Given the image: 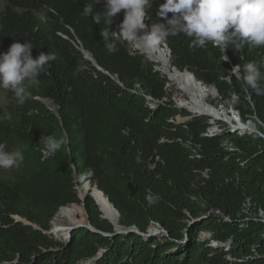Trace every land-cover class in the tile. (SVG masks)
I'll return each mask as SVG.
<instances>
[{
  "label": "trees",
  "instance_id": "1",
  "mask_svg": "<svg viewBox=\"0 0 264 264\" xmlns=\"http://www.w3.org/2000/svg\"><path fill=\"white\" fill-rule=\"evenodd\" d=\"M3 1L0 53L31 42L33 58L49 52L56 59L38 82L26 81L31 95L24 104L12 94V103L0 107V143L24 156L0 177V264H264V139L228 128L207 135L206 116L176 124L168 78L120 37L109 54L99 35L107 25L83 15L88 3L104 11L105 0ZM161 3L153 0L147 10V27L159 22ZM123 15L113 18L110 32L119 31ZM190 43L170 35L156 47L169 49L177 71L215 89L219 105L236 99L242 123L264 136V95L229 79L234 66L243 76L244 64L255 62L264 89V46L229 44L223 52ZM186 95L179 105L190 100ZM48 135L65 140L54 155L44 150ZM85 185L115 207L121 233L90 192L79 198L77 188ZM73 204H83L91 228L74 230L69 241L48 234L58 211ZM153 223L164 233L148 235Z\"/></svg>",
  "mask_w": 264,
  "mask_h": 264
},
{
  "label": "clouds",
  "instance_id": "2",
  "mask_svg": "<svg viewBox=\"0 0 264 264\" xmlns=\"http://www.w3.org/2000/svg\"><path fill=\"white\" fill-rule=\"evenodd\" d=\"M98 2L94 0L95 5ZM152 4L153 0H105L104 11L94 12L93 3H88L83 7V15H91L94 24L107 25L101 28L99 35L109 54L118 50L114 37L156 47L166 43L170 35L183 34L191 38L190 47L205 48L211 43L223 52L229 44L237 49H242L245 44L253 48L264 46V0H163L157 7L159 22L153 23L146 35L138 36V32L146 27L144 21ZM122 10L124 15L119 31L110 32L113 18ZM32 49L31 42H14L6 52L0 53V89L13 94L20 105L31 95L26 81L38 82L45 65L56 59L55 54L49 52H41L33 58ZM230 73L229 79L236 76L257 95H264V89L258 83L262 74L255 62L244 64L243 76L240 65L234 66ZM41 140L47 155H54L65 143L64 138L57 139L52 135ZM23 159L21 150L8 151L7 144L0 143V169L19 167ZM148 199L154 202L152 196Z\"/></svg>",
  "mask_w": 264,
  "mask_h": 264
},
{
  "label": "bare ground",
  "instance_id": "3",
  "mask_svg": "<svg viewBox=\"0 0 264 264\" xmlns=\"http://www.w3.org/2000/svg\"><path fill=\"white\" fill-rule=\"evenodd\" d=\"M150 29L151 27L149 28L146 25L145 29L138 32V36L146 35ZM133 44L135 49L142 52L143 55L151 61L153 60V63L158 64V67L156 66L157 71L167 76L169 82L174 83L189 95L191 102L184 104L182 109L210 117L213 122L223 120L229 124H236L235 129L239 130L241 133H258V129L251 124H244L242 121L237 120V122L232 118L230 119L229 114L224 113L223 107L209 105L206 99L208 97L215 98V89H210L198 83L186 72H179L176 69H172L168 52L164 47H145L142 41H136L133 42ZM88 58L90 57L88 56ZM89 192L102 217L117 227L119 215L109 200L105 199L96 188L85 185L80 189L79 196L83 199ZM56 215V221L53 222L52 234L63 240H67L70 230L73 227L88 225L85 211L80 205L73 204L71 206L62 207Z\"/></svg>",
  "mask_w": 264,
  "mask_h": 264
},
{
  "label": "rangeland",
  "instance_id": "4",
  "mask_svg": "<svg viewBox=\"0 0 264 264\" xmlns=\"http://www.w3.org/2000/svg\"><path fill=\"white\" fill-rule=\"evenodd\" d=\"M4 1L3 0H0V12L3 10L4 8ZM119 29V28H118ZM129 49L132 53H138V54H143L142 52H140L139 50L135 49L134 47V44L132 41H129ZM147 58V57H146ZM148 59V58H147ZM149 61H151L150 59H148ZM153 62V60L151 61ZM155 64V63H154ZM158 64H156L157 66ZM154 67L157 68V67ZM162 75V73H161ZM162 76H165L164 74ZM166 78H168L167 76H165ZM169 81V80H168ZM29 84H30V81H29ZM169 85H167V89H166V92L168 94V96L170 97V101L175 105V107L179 110V113L175 115L174 117V120L176 122V124H185L187 123L188 121L191 120L192 117H195V116H205V115H200V114H196L194 112H191V111H188L186 109H182V106L184 104H186L187 102H191V98L189 101H185V102H182L180 105H179V102L181 100H188V97H187V93L184 92L182 89H180L177 85H175L174 83H171L169 82L168 83ZM207 87V86H206ZM210 88V87H208ZM211 89V88H210ZM183 92H182V91ZM216 92V90H215ZM186 93V94H185ZM165 102H168V100H164ZM206 102L209 104V105H212V106H220V107H223V110H224V113L226 114H229L230 116V119H234V120H240V117L238 115V113L235 111V107L237 106L236 104V99H232L231 101H228L226 103H224L223 105H219V102L217 101V92H216V96L215 98H212V97H208L206 99ZM12 103V94L4 89H0V107H5V106H8ZM43 103L47 106V108L49 110H51L53 113H56V107L49 101L47 100H43ZM227 117V116H226ZM210 118V117H209ZM236 118V119H235ZM238 122V121H237ZM209 123L212 125L209 129H213V130H219V129H222V128H228L230 131H238L240 132L239 130L235 129V125L236 124H229L223 120H219V121H216V122H213L210 118V121ZM249 124L251 122H248ZM247 124V123H246ZM253 125H255L254 123H252ZM257 128V127H255ZM248 134H252V135H259L258 133H248ZM8 151H12L11 149H8ZM15 167L13 168H10V169H0V177H3V176H6L11 170H13ZM80 188L82 187H79L77 188V191H78V195H80ZM85 194V193H84ZM83 194V195H84ZM79 198L81 199V197L79 196ZM82 200V199H81ZM80 206L83 207L84 211H85V208L83 206V204H80ZM250 216V212L247 211ZM85 214H86V211H85ZM262 216V215H260ZM56 217L57 215H55V217L53 218L52 222H51V229L48 233H50L53 229V222L56 221ZM86 217H87V214H86ZM87 222H88V219H87ZM149 231L152 233V234H163L164 231L161 229V227L155 223H153L150 228H149ZM52 235L54 238L58 239V240H62L64 241L63 239L53 235V234H50ZM201 239L203 238H208L209 235L207 233H202L200 235Z\"/></svg>",
  "mask_w": 264,
  "mask_h": 264
},
{
  "label": "water",
  "instance_id": "5",
  "mask_svg": "<svg viewBox=\"0 0 264 264\" xmlns=\"http://www.w3.org/2000/svg\"><path fill=\"white\" fill-rule=\"evenodd\" d=\"M164 48L167 50V52H168V55H169V59L171 58V54H170V51H169V49L166 47V46H164ZM84 58L85 59H87L88 61H90L91 62V64L97 69V70H99V71H101V69L97 66V64L95 63V61L92 59V58H86L85 56H84ZM225 61H227V59L225 60ZM172 67V66H171ZM172 69H176L175 67H172ZM155 70H157V68H155ZM184 72H186V73H188V74H190L193 78H194V80L195 81H197L196 80V78H195V76L193 75V74H191V73H189V72H187V71H184ZM199 83V82H198ZM201 84V83H200ZM258 134H259V136H261L263 139H264V136L263 135H261L259 132H258ZM87 184V183H86ZM88 184H90V183H88ZM84 199V198H83ZM82 199V200H83ZM108 199V198H107ZM109 200V199H108ZM112 205V204H111ZM113 206V205H112ZM113 208L115 209V207L113 206ZM116 210V209H115ZM117 212V211H116ZM117 214H118V212H117ZM114 225V224H113ZM78 228H91L90 227V224H89V222H88V225H84V226H77V227H73L71 230H70V233H69V235H68V238H67V240H65V241H69L70 240V238H71V233L74 231V230H76V229H78ZM114 229H115V231H116V233L117 234H119V233H121L122 232V230H121V228L119 227V226H115L114 225ZM130 231H134V229H131ZM48 234H52V231L50 232V233H48ZM152 233L149 231V234L148 235H151Z\"/></svg>",
  "mask_w": 264,
  "mask_h": 264
},
{
  "label": "built area",
  "instance_id": "6",
  "mask_svg": "<svg viewBox=\"0 0 264 264\" xmlns=\"http://www.w3.org/2000/svg\"><path fill=\"white\" fill-rule=\"evenodd\" d=\"M65 39H68L66 36H63ZM72 42V44L78 49V50H80L81 52H82V54L86 57V58H88V56H89V54L88 53H86L84 50H83V48H82V45H81V43L77 40V39H75V41H71ZM90 57V56H89ZM91 58V57H90ZM89 59V58H88ZM136 90H139V85H136ZM153 105H151L150 104V107H152ZM217 132V130L215 129V130H213V129H208V131H207V135H214L215 133ZM206 176V175H205Z\"/></svg>",
  "mask_w": 264,
  "mask_h": 264
}]
</instances>
